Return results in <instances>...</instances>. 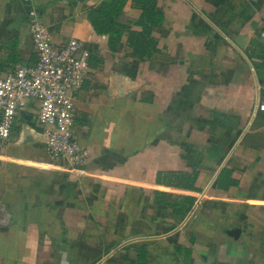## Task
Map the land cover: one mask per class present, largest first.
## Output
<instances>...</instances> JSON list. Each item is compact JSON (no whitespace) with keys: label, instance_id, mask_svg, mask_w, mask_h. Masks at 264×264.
Instances as JSON below:
<instances>
[{"label":"crops","instance_id":"0c3cea01","mask_svg":"<svg viewBox=\"0 0 264 264\" xmlns=\"http://www.w3.org/2000/svg\"><path fill=\"white\" fill-rule=\"evenodd\" d=\"M110 1L0 0V72L34 59L30 9L96 61L78 168L8 146L22 122L41 133L31 118L0 141V264H264V0H122L113 48L86 19ZM143 26L155 50L138 58L126 32ZM112 78L135 85L112 98Z\"/></svg>","mask_w":264,"mask_h":264},{"label":"built area","instance_id":"2783aa9c","mask_svg":"<svg viewBox=\"0 0 264 264\" xmlns=\"http://www.w3.org/2000/svg\"><path fill=\"white\" fill-rule=\"evenodd\" d=\"M27 33L34 59L0 72V141L9 139L14 120L23 112L41 128L45 153L76 169L87 156L72 127L75 96L88 71V51L75 38L53 43L34 9L27 13ZM257 108L264 111V103Z\"/></svg>","mask_w":264,"mask_h":264},{"label":"trees","instance_id":"16d2710c","mask_svg":"<svg viewBox=\"0 0 264 264\" xmlns=\"http://www.w3.org/2000/svg\"><path fill=\"white\" fill-rule=\"evenodd\" d=\"M121 5L122 0L102 2L97 9L90 10L86 14V19L96 34L108 35L109 48L114 47L115 41L118 40L123 31V26L119 25L115 20L119 14ZM126 33L127 46L130 49L131 55L138 58H144L148 57L151 52L155 50L153 41L150 38H147L149 35V28L146 26H143L139 31L128 30ZM90 59L91 58L89 57L88 65L95 66L96 61Z\"/></svg>","mask_w":264,"mask_h":264},{"label":"water","instance_id":"95a60500","mask_svg":"<svg viewBox=\"0 0 264 264\" xmlns=\"http://www.w3.org/2000/svg\"><path fill=\"white\" fill-rule=\"evenodd\" d=\"M135 85L132 81H126L122 80V78H112L111 82V97H121L132 90L133 86ZM20 117L29 120L30 116L24 114L23 112H20ZM45 136L42 133H39L31 128V126L27 125L25 122H22L19 129V135L18 138L12 142L8 143V146L10 147H16V146H23L27 145L29 143H32L34 141H44ZM7 220H6V210L5 205L0 202V230H3L7 226ZM237 229H230L227 230V234L235 237L237 233Z\"/></svg>","mask_w":264,"mask_h":264},{"label":"rangeland","instance_id":"374dc122","mask_svg":"<svg viewBox=\"0 0 264 264\" xmlns=\"http://www.w3.org/2000/svg\"><path fill=\"white\" fill-rule=\"evenodd\" d=\"M31 122L37 125V123H36V119H35V118H32V119H31ZM17 124H18V120L15 119L14 122H13V126L16 127ZM12 129H13V128H12Z\"/></svg>","mask_w":264,"mask_h":264}]
</instances>
